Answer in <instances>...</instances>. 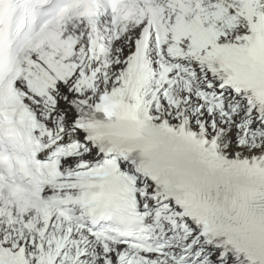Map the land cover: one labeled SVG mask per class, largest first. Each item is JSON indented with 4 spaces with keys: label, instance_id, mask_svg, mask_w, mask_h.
Here are the masks:
<instances>
[{
    "label": "snow or ice",
    "instance_id": "obj_1",
    "mask_svg": "<svg viewBox=\"0 0 264 264\" xmlns=\"http://www.w3.org/2000/svg\"><path fill=\"white\" fill-rule=\"evenodd\" d=\"M0 264H264V0H0Z\"/></svg>",
    "mask_w": 264,
    "mask_h": 264
}]
</instances>
